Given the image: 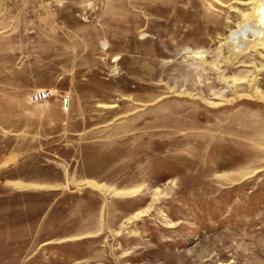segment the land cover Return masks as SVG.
<instances>
[{"label":"rangeland","instance_id":"obj_1","mask_svg":"<svg viewBox=\"0 0 264 264\" xmlns=\"http://www.w3.org/2000/svg\"><path fill=\"white\" fill-rule=\"evenodd\" d=\"M253 2L0 0V264H264Z\"/></svg>","mask_w":264,"mask_h":264},{"label":"bare ground","instance_id":"obj_2","mask_svg":"<svg viewBox=\"0 0 264 264\" xmlns=\"http://www.w3.org/2000/svg\"><path fill=\"white\" fill-rule=\"evenodd\" d=\"M251 11L245 18L247 22L229 33L230 43L236 48L240 46V39H246L253 34H255L256 37L259 35H261V37L264 36V0H254ZM250 18L257 21L256 26H252L248 22Z\"/></svg>","mask_w":264,"mask_h":264},{"label":"crops","instance_id":"obj_3","mask_svg":"<svg viewBox=\"0 0 264 264\" xmlns=\"http://www.w3.org/2000/svg\"><path fill=\"white\" fill-rule=\"evenodd\" d=\"M6 95V94H5ZM8 96H4L5 98H2V97H0V100H3V101H5V100H7V101H12V100H15L16 98L15 97H13V95H12V93H10V94H7ZM29 100V98L27 97V96H24V95H21L20 96V99H18V101L20 102V104L22 103L26 108H27V105L29 104L30 105V103H33V102H30V101H28ZM30 102V103H29ZM9 104H4L3 105V108H2V112L0 113V116H6V113H7V109L9 108V107H7ZM10 106H12V103H11V105ZM22 115V114H21ZM26 117H29V115H28V113L25 115ZM4 118V117H3ZM62 122H64V121H62ZM5 128L3 127V125L1 124V127H0V132L2 131L3 132V130H4ZM60 131H63V132H69V131H72L71 129H70V127L68 126V125H65V124H63V130L61 129ZM25 154H27V153H23V156L25 155ZM21 157V156H20ZM12 180H15V181H18V182H23L22 181V179L19 177H15V178H13ZM22 184H25L24 182L22 183Z\"/></svg>","mask_w":264,"mask_h":264},{"label":"built area","instance_id":"obj_4","mask_svg":"<svg viewBox=\"0 0 264 264\" xmlns=\"http://www.w3.org/2000/svg\"><path fill=\"white\" fill-rule=\"evenodd\" d=\"M50 95L49 90H37L29 94L28 98L31 102H39L47 99Z\"/></svg>","mask_w":264,"mask_h":264}]
</instances>
